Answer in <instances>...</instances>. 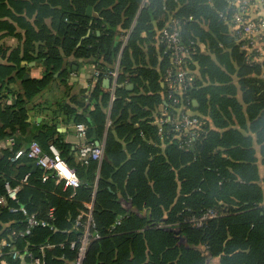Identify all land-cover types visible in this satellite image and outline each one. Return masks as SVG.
Here are the masks:
<instances>
[{"label": "trees", "instance_id": "1", "mask_svg": "<svg viewBox=\"0 0 264 264\" xmlns=\"http://www.w3.org/2000/svg\"><path fill=\"white\" fill-rule=\"evenodd\" d=\"M47 1L56 4L57 11L61 12V19L54 21L57 36H50L42 25L37 40L45 51L25 52L21 57L12 52L7 58L10 64H0V143H5V147L0 148V196L4 197L0 205V223H9V227L24 225L25 216L10 211L20 206L38 220L50 217L46 219V227H35L28 235L16 236L13 247L35 251L43 244H50L51 247L43 250L46 264H65L66 260L74 264L76 251L68 247V242L77 240L83 232L75 218L82 211L83 203L90 200L97 161L90 160L86 165L76 160L55 125L58 118L65 123H83L88 141L93 140L92 129L95 136L100 134L103 107L110 97L102 80L113 70L117 54L113 47L114 37L117 31L126 32L131 28L119 60L116 81H123V75L127 74L134 88L130 91L123 85L113 90L110 116L113 123L121 125L115 126L106 137L103 154L110 163H104L101 169L102 174L113 181H100L96 186L92 209L94 226L89 230L90 241L82 264H264V201L258 185L260 177L252 163L248 138L235 130L224 131L226 123L221 117L240 118V105L230 97L234 86L227 83L202 87L191 78L185 94L189 110L193 109L194 101L198 110H209L206 114L217 128L223 129L221 133L209 131L207 122L199 116L203 121L202 132L187 146L181 147L178 140L171 138L173 133L168 126H164L162 139L166 148L163 154L157 147L144 144L141 138L144 133L157 142L158 125H153L155 129L148 125L157 118L148 119L154 106L164 100V107L175 112L179 105L172 104L166 97V84L163 90L159 88L157 73L141 66L143 39L140 33L144 31L151 38L153 21L158 27L165 23L164 28L174 18L180 26L181 43L189 48L187 68L196 60L210 78L217 75L213 62L199 54V41L209 44L219 59L225 60L229 55L234 61V74L246 104L250 130L260 143L264 168V79L261 73L264 62L249 64L243 42L226 40V26L218 18V12L227 10L226 0ZM88 6L96 15L91 25V18L85 15ZM45 8L39 10L41 14ZM204 21L208 26L206 32L198 26ZM146 41L149 51L151 40L147 38ZM219 42L229 47L228 54L218 47ZM26 43L31 45V40ZM159 49L163 51L160 43ZM134 57L141 65L132 68ZM69 58L73 63L78 60L90 63L99 72L86 92L88 100L93 102L92 110L87 109L84 100L70 95L71 84L66 80L72 67L67 61ZM100 59L106 65L100 64ZM22 60L37 61L52 76L58 73L55 87L61 90V96L52 102L36 103L38 92L47 88L49 82H43L36 90L25 87L24 69L20 68ZM169 65V58L163 52L162 72ZM225 79V76L219 78L223 83L231 81ZM207 94L211 96L209 104L213 105L218 99L225 106L221 109L209 106L205 99ZM9 99H12L11 104L7 103ZM27 105L32 115H41L44 119L35 127L24 120L17 127L13 126L10 122L12 112L25 110ZM127 119H131L130 123ZM133 124L137 127L133 128ZM116 139L125 142L129 157L121 151ZM8 140H12V144L7 145ZM31 142L37 143L42 153H48V146L53 145L74 171L79 187L63 191L61 183H57L50 172H44L37 165L34 169V160L26 156ZM18 150H22V154L12 160ZM45 173L48 177L42 180ZM261 181L264 183V174ZM5 183L19 186L17 201L6 198ZM116 187L126 192L133 211L122 208L115 197ZM206 209L215 210L217 216L205 221L200 228L190 225L188 218L199 216ZM117 218L119 224L110 228Z\"/></svg>", "mask_w": 264, "mask_h": 264}, {"label": "crops", "instance_id": "2", "mask_svg": "<svg viewBox=\"0 0 264 264\" xmlns=\"http://www.w3.org/2000/svg\"><path fill=\"white\" fill-rule=\"evenodd\" d=\"M45 6L44 12L41 14L39 10ZM223 12H218V18L220 21L223 22V24L226 26V32H224V35H226V40L228 39L229 41H237L236 39V30L235 28L230 24L228 20H223L220 17V14ZM85 15L90 17L91 20L89 24L91 25L93 23V19L96 18L95 13L92 11V8L88 6L85 11ZM263 16V11L262 8L258 9L257 14H255L253 17L258 18ZM57 19H61V12L57 11L56 4L54 3H49L47 0H0V64L2 66L9 65L10 63L7 62V58L12 52H17L18 56L21 57L25 52H29L32 54H35L37 51H45V47H41L40 40H37L41 36V29L42 25L44 26L45 29H47L48 34L50 36L56 37L57 36V31L54 28V21H57ZM42 22V24H40ZM165 24V23H164ZM163 24V25H164ZM162 25V26H163ZM161 26V27H162ZM165 26V25H164ZM198 26L204 30L205 32L208 30V26L206 22H200ZM161 27H158L157 23L155 21L152 22V27L151 31L154 33L153 37H148L146 36L145 32L142 31L140 33L141 38L143 39L142 45H141V51L143 54V65H141L135 57L132 59V68L137 67V66H143L146 70L149 71H154L157 73V83L160 89H164L166 82L164 81V71L162 72L161 70V60L163 58V51L159 49V41H158V36L161 31ZM131 29V28H130ZM130 29L126 32H119L117 31V34L114 37L113 41V47L117 49V54H116V59L114 61V64L112 66L113 70H116L117 72L119 71V60L120 57L122 56L124 50L126 49L127 46V41L129 39L130 35ZM97 35L100 34V32H96ZM223 34V32H222ZM86 37V36H85ZM149 38V43L150 46L152 47L151 50H147V45L149 47V44L147 43L146 39ZM27 40H31V45L26 43ZM198 49H199V54L207 57L208 59L213 62V67L215 68L217 75H214L213 77H209L207 73L203 72V69L200 68V63L198 61L194 60L191 61V66L188 68L189 75L193 80L196 82H200L202 87H209V86H222L227 83H230L234 86V92L230 96L231 99H234L239 105H240V118H237L236 116L228 115V119L225 118L224 116L221 115L223 118L222 120L225 121V127L224 131L227 130H235L237 131L242 137L248 138L249 140V149L251 150L252 153V158L253 161L252 163L254 166H256L258 175L260 177V181L258 182V185L261 188L262 195H263V201H264V183L261 181V178L263 177L264 174V168L261 163V157H260V143L256 140L255 134L250 130V119L247 114L246 110V104L242 100V91L239 87V84L237 82V78L235 77V64L234 61L230 58L228 55L225 60H221L217 57V55L212 52L209 48V44L206 45V43L199 41L198 43ZM218 47L222 50V52L228 54L229 53V47H226L224 44L222 46L221 42H219ZM71 65V71L67 73L66 75V80L71 84L70 87V95H76L82 100L86 102V107L89 110L93 109V102L89 101L86 92L92 87L94 82L96 80H93L95 78L94 71L96 70L95 67H93L92 64L90 63H83V61L78 60L77 63H73L72 58H69L67 60ZM99 63L102 65H106V62L103 60H99ZM77 64V65H76ZM20 68L24 69V74L22 76V81L25 87L31 88L33 90H36V88L42 84L43 82H49L48 87L43 89L42 91L38 92V98L36 99L37 102H42L44 100L46 101H54L58 99L61 96V90L57 89L55 87V84H57V76L58 73H54L53 76L51 73H48L45 71V69L37 63V61H20ZM232 70V71H231ZM262 70V78L264 74V66H261ZM119 73V72H118ZM226 79L230 78L231 81L226 83H223L224 81H220L219 78L223 77ZM117 77V76H116ZM116 77L111 79L105 78L102 80V86L104 89H107L110 93L109 100L107 101L106 105L103 107V113H104V122L102 124V130L98 136H95V130L92 129V137L93 140L91 142H94L97 146H100L103 150L104 144L106 141V137L109 134L110 130H113L115 126L121 125L120 123L115 124L113 123V120L111 118V102L114 98L113 96V90L115 87H120L125 85L128 90H133L134 86L132 83L129 82V78L127 74L123 75V81L117 82ZM225 79V80H226ZM108 81V85L105 84V81ZM83 90H85L83 92ZM141 91V90H140ZM42 95V96H41ZM147 95H152V93H147ZM160 95V94H159ZM39 96H41L39 98ZM101 97V96H100ZM100 97H98L97 102H99ZM206 103L209 104L211 102V96L209 94L206 95L205 97ZM7 103H12V99H9ZM197 103L194 101L193 103V109L191 110L193 114L198 115L202 117L206 122H207V128L209 131H215L218 133H221L223 129L217 128L209 114H206L209 112L203 111V110H198L196 107ZM165 106V101L162 100L161 103L157 104L154 106V108L151 110V113L149 115V118H155L156 116L159 115V112L164 108ZM209 106H213V108H220L221 106H225L224 102L218 99H215L213 105L209 104ZM30 106L27 105L26 109H14V111L11 114V124L15 127L19 125V123L24 120L26 123L32 124L33 127L37 126L42 119H44L43 116L41 115H32L29 112ZM227 110L229 109V106H226ZM147 110V109H144ZM226 110V109H225ZM59 121L56 122L55 128L57 132L60 135L61 140L67 144L70 147V154L75 157L76 160H78L77 156V151L82 143V140H80L74 130V126L77 123H65L58 118ZM131 119H127V123H130ZM156 120V119H155ZM108 121H110V124H108ZM155 121H151L150 128H154ZM133 128L137 127L136 124L132 125ZM152 128V129H153ZM155 129V128H154ZM37 128L33 130V132H36ZM156 135V133H155ZM157 142L154 140H151L148 138L144 133L141 134V138L144 142V144H147L151 147L158 148L159 153H164V150L166 148V143H164L163 139L157 134ZM150 137V135H149ZM11 139V138H10ZM117 140V139H116ZM118 143H120L121 151L126 154L127 157L128 155V150L126 149V144L125 142H122L120 140H117ZM6 144H12V140L6 141ZM128 159V158H126ZM96 172L94 174L93 178V186H92V191L90 193V200L88 202L83 203V209L82 211L76 216L75 218V223L80 226V228L83 231V226H86L89 228H92L94 226L93 220H92V209L94 205V193L96 190V186L98 182L103 181L106 183L111 182L112 183V178L111 177H105L102 174V167L105 164H109L110 160L103 154V159L101 161L96 162ZM105 163V164H104ZM87 165V163H86ZM33 168H36V165L33 163L32 164ZM179 190L176 192L178 193ZM125 192V191H124ZM123 192L122 189H119L116 187L114 189L115 197L117 200L121 203L122 208L125 211H133L131 210V204H130V198L128 196L125 197V193ZM176 193V194H177ZM85 203H90L91 204V210H90V215H91V221L86 220L84 216H81V213L85 211L84 204ZM52 210V209H51ZM50 210V212H51ZM50 219L49 215H47V218L40 219L47 221L46 219ZM120 218V217H119ZM117 218L114 223L110 226V228H114L115 225L119 224L120 219ZM26 221V218H24ZM5 223V224H4ZM0 223L2 226L0 229V242L1 240H9V232L12 231L13 228H16L18 233H21L24 228L25 224L21 225L19 227H9V223ZM33 229V228H32ZM31 229V231H32ZM52 226L48 228V230H51ZM2 234V235H1ZM25 236V235H23ZM22 236V237H23ZM21 237V235L19 236ZM15 238H11V244L14 243ZM50 243V242H49ZM62 243V242H60ZM13 247V245H12ZM16 252L18 253V257L16 259H11L10 256L8 255L7 251L0 250L1 252V258H0V263L1 264H29L30 263V258H29V253L33 256H40L43 261L44 255L43 253H40L38 247L34 249L35 251H29L24 248H18L16 249L13 247ZM65 264H69V261L66 260Z\"/></svg>", "mask_w": 264, "mask_h": 264}, {"label": "built area", "instance_id": "3", "mask_svg": "<svg viewBox=\"0 0 264 264\" xmlns=\"http://www.w3.org/2000/svg\"><path fill=\"white\" fill-rule=\"evenodd\" d=\"M147 2V0H143ZM262 8L263 16L254 18L258 9ZM226 11L220 14L223 20H228L236 30L237 41H242V48L248 53L246 62L249 64L264 62V0H226ZM180 26L177 19L171 18L163 29H161L158 41L163 46V52L169 58L170 65L164 71V81L167 85L166 97L170 99L172 104L179 105L175 112L168 111L165 107L159 112L155 123L158 125V135L163 138L164 126L169 127L173 139L178 140L181 147L187 146L189 142L194 140L202 132L203 121L198 115L193 114L188 108V99L186 94L190 85L191 77L187 68L189 57V48L184 46L180 40ZM117 71L112 70L106 73V78H114ZM99 72L94 71V76H98ZM264 79V75H263ZM110 124V121H108ZM76 136L82 140L77 156L84 163L90 160L101 161L103 159V150L94 142L86 139V126L83 123H77L74 126ZM5 143H0V148H4ZM22 154V150L15 152L12 160L17 159ZM26 156L34 160L35 165L40 166L44 172H50L57 183H61L62 190H74L79 187L78 179L73 170H71L66 162L59 156L53 145L48 146V153H42L37 143L31 142L26 150ZM48 177V173L44 174L42 180ZM26 177L22 179L24 183ZM6 198L11 201H17V192L19 186H11L4 184ZM4 197L0 196V205L3 204ZM85 211L81 213L86 220L91 221V204H84ZM11 212H20L25 218V228L21 233L17 230L9 232V240H1L0 250L8 252L11 259H16L18 253L12 247L11 238L16 236L28 235L31 229L35 227H46L48 223L44 220H38L34 215L28 214L24 207L11 208ZM217 216V212L213 209H206L199 216H190L188 222L195 228L203 226L204 222ZM89 228L83 226V232L77 238L68 242V247L76 251L74 264H82L87 246L89 244ZM51 247L50 244L39 246L40 253L45 248ZM1 258V252H0ZM29 264H46L40 256H33L29 253ZM1 264V263H0Z\"/></svg>", "mask_w": 264, "mask_h": 264}, {"label": "water", "instance_id": "4", "mask_svg": "<svg viewBox=\"0 0 264 264\" xmlns=\"http://www.w3.org/2000/svg\"><path fill=\"white\" fill-rule=\"evenodd\" d=\"M105 84L108 85V81L107 80L105 81Z\"/></svg>", "mask_w": 264, "mask_h": 264}]
</instances>
